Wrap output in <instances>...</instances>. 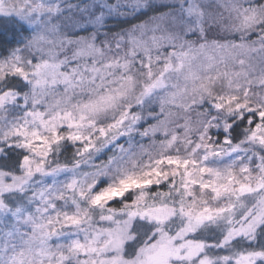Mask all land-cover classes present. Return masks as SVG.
Segmentation results:
<instances>
[{
  "label": "snow or ice",
  "instance_id": "obj_1",
  "mask_svg": "<svg viewBox=\"0 0 264 264\" xmlns=\"http://www.w3.org/2000/svg\"><path fill=\"white\" fill-rule=\"evenodd\" d=\"M0 264H264V0H0Z\"/></svg>",
  "mask_w": 264,
  "mask_h": 264
},
{
  "label": "trees",
  "instance_id": "obj_2",
  "mask_svg": "<svg viewBox=\"0 0 264 264\" xmlns=\"http://www.w3.org/2000/svg\"><path fill=\"white\" fill-rule=\"evenodd\" d=\"M72 2L73 3H76L77 2V0H72ZM142 19H144V18H142ZM150 122V121H149ZM146 125V123H142V126H145ZM136 140H140V137L139 136H137L136 137ZM143 143H147V139H145L144 141H142ZM120 143H124V139H121V141H120Z\"/></svg>",
  "mask_w": 264,
  "mask_h": 264
},
{
  "label": "rangeland",
  "instance_id": "obj_3",
  "mask_svg": "<svg viewBox=\"0 0 264 264\" xmlns=\"http://www.w3.org/2000/svg\"><path fill=\"white\" fill-rule=\"evenodd\" d=\"M142 127H147V123H146V125H145V126H142Z\"/></svg>",
  "mask_w": 264,
  "mask_h": 264
}]
</instances>
